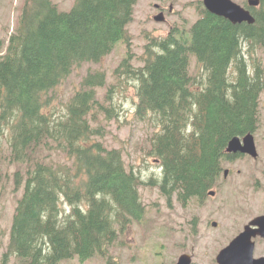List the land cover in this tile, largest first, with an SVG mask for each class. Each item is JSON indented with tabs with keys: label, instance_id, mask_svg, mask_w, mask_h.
Listing matches in <instances>:
<instances>
[{
	"label": "trees",
	"instance_id": "trees-1",
	"mask_svg": "<svg viewBox=\"0 0 264 264\" xmlns=\"http://www.w3.org/2000/svg\"><path fill=\"white\" fill-rule=\"evenodd\" d=\"M137 2L76 0L70 11H59L52 0H27L6 50L0 46V153L5 140L12 160L29 166L25 181L20 172L15 178L24 193L1 264L12 256L21 264H84L107 253L116 226L143 220L141 180L127 171L120 150L103 146L102 127L94 126L98 114L110 119L114 113L97 100L105 75L89 74L60 114L50 111L48 96L73 70L103 62L118 44L130 50L127 26ZM198 10L201 17L189 30L152 40L144 66L135 67L127 51L116 70L138 82L135 114L157 128L146 154L161 164L162 176L148 184L169 206L172 199L185 206L211 190L223 162L234 158L226 152L229 142L255 133L260 122L264 71L257 65L250 72L242 40L264 52V0L253 25H233L201 2ZM192 57L198 75L191 74ZM52 153L66 163L47 162ZM62 197L72 208L65 219Z\"/></svg>",
	"mask_w": 264,
	"mask_h": 264
},
{
	"label": "rangeland",
	"instance_id": "rangeland-1",
	"mask_svg": "<svg viewBox=\"0 0 264 264\" xmlns=\"http://www.w3.org/2000/svg\"><path fill=\"white\" fill-rule=\"evenodd\" d=\"M52 1L59 11H70L76 0ZM233 1L243 5L245 0ZM26 2L27 0H0V46L3 52L9 44L11 35L18 29ZM199 2L202 0H139L134 9L133 21L127 27L131 39L130 52L133 65L135 67L145 65L146 50L153 39H165L174 29L189 30L201 17L198 10ZM156 5L164 8V22L154 20V17L160 13ZM171 5L173 8L170 12ZM243 53L250 68L259 65L264 71V52L260 47L251 46V49H248L244 44ZM126 55V46L118 44L103 62L88 63L76 68L48 95L51 100L50 111L54 109L60 114L75 92L80 90L81 83L88 74L103 73L106 77V85L98 89L97 100L99 104L111 106L114 113L110 119L98 114L100 120L94 123V126H101L104 132V137L99 140L108 150H120L127 171L134 172L142 182L140 196L145 210L143 220L122 229L117 241L105 256L96 255L84 264H107L108 260L116 264H158L163 255L176 252L177 244L174 240L172 242V238L178 231L175 224L177 222H187L186 227L192 230L197 239L200 258L196 260V264H214L218 252L234 239L243 225L264 214V91L260 96L259 128L255 132L258 158L252 159L244 155L233 163L224 164V169H229L230 173L227 179L223 178V174L220 176L221 184L217 186V197L208 198L202 211L197 210L193 202L182 207L177 201L172 200L169 206L158 188L148 184L151 178L162 176L161 164L146 154L148 140L157 128L150 123L151 121L139 120L135 114L138 82L124 74L116 75V70ZM190 70L192 75L201 73L196 58H191ZM234 76L236 72L233 66L230 78L233 79ZM262 76L264 81V74ZM46 159L54 165L64 164L67 161L58 153H52ZM27 170L28 166L12 160L9 144L3 140L0 153V264L8 250L18 201L24 193V183L18 188L15 178L20 172L25 181L28 176ZM231 192H236L239 198L237 194ZM221 197L229 203L223 208H218ZM71 209L65 201H62L61 217L65 219ZM197 214L196 220L193 219ZM203 218L209 222L203 225ZM213 222L217 223L216 228L211 226ZM205 248L208 250V258L204 259L202 253ZM263 253L264 243L261 242L255 256L260 257ZM166 259H169V256ZM9 264H21V262L17 257L12 256ZM62 264L80 263L75 259Z\"/></svg>",
	"mask_w": 264,
	"mask_h": 264
},
{
	"label": "water",
	"instance_id": "water-1",
	"mask_svg": "<svg viewBox=\"0 0 264 264\" xmlns=\"http://www.w3.org/2000/svg\"><path fill=\"white\" fill-rule=\"evenodd\" d=\"M259 0L251 1V5L256 6ZM204 4L208 11L220 17H224L232 24H241L247 22L254 24L255 18L236 3L231 0H204ZM157 21H163L160 14L155 17ZM228 153H246L254 158L258 156L257 149L252 134L246 135L243 140L239 137L233 138L227 147ZM228 174V171L225 172ZM257 226V229H252ZM260 235L264 238V215L255 218L247 225L244 231L238 235L228 247L223 249L217 257L218 264H264V258L254 259V244L252 238ZM177 264H190L188 256H182Z\"/></svg>",
	"mask_w": 264,
	"mask_h": 264
},
{
	"label": "flooded vegetation",
	"instance_id": "flooded-vegetation-1",
	"mask_svg": "<svg viewBox=\"0 0 264 264\" xmlns=\"http://www.w3.org/2000/svg\"><path fill=\"white\" fill-rule=\"evenodd\" d=\"M251 1L252 0H245L244 3H243V5H241V6L243 8H245L246 10H248L250 12V14L254 16L253 13L256 12V10H258L260 8V5L262 3V0H259V3L256 6H252L251 5ZM159 10H163V8L162 7H159ZM244 41L245 40H242V42L248 47V49H251V45L253 43L248 42V41L245 43ZM237 159L238 158H234V159H232L230 161L231 162H235ZM223 178L224 179H227V178H225L224 174H223ZM231 193L232 194H237L236 192H231ZM217 195H218V187H214L212 190H209L204 196L194 197L190 202H193L192 204L196 207L197 210L202 211L205 208V205H204L205 201L208 198L215 199L217 197ZM237 196H238V194H237ZM238 198H239V196H238ZM228 203H229L228 201H226L223 197H221L220 205H218V208H223L226 205H228ZM236 205L238 207L240 206L237 202H236ZM181 206L182 207H185L186 205L185 206L181 205ZM198 214L195 215L193 219L196 220V217L198 216ZM262 215H264V214H262ZM259 216H261V215H259ZM250 221H248L247 223H245L243 225L242 230L236 236H238L243 231V229L250 223ZM208 222L209 221H207L206 219L203 218V222H202L203 225L204 224H207ZM175 224L178 227V231L175 232V234L173 235L172 242L174 240L175 244H177L176 252L174 254H168L166 256L163 255L160 258V261H159L158 264H166V262L168 264H177L178 261H179V259L182 256H184V255L189 257L190 264H196V260L198 258H200L199 257V246H198V242H197L196 237H194V235L192 233V230H190L189 228L186 227L187 222H177ZM211 226L213 228H216L217 227V223L216 222H213V223H211ZM252 229L256 230L257 229V226H252ZM252 242L254 244V251H253L254 257L257 258V259L258 258H261V257H264V253L260 257H256L255 256V252L258 249L259 244H261V242L264 243V238H262L260 235H256L255 237L252 238ZM226 247H224V248H226ZM223 249H221L218 252V254L216 255V257L214 259V261H215L216 264H218L217 256L219 255V253ZM168 256H169V259H166V257H168ZM202 256H203L204 259L205 258H208V250L206 248L203 250Z\"/></svg>",
	"mask_w": 264,
	"mask_h": 264
}]
</instances>
